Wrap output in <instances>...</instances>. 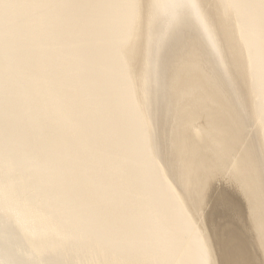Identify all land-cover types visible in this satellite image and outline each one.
Returning a JSON list of instances; mask_svg holds the SVG:
<instances>
[{"label":"bare ground","instance_id":"obj_1","mask_svg":"<svg viewBox=\"0 0 264 264\" xmlns=\"http://www.w3.org/2000/svg\"><path fill=\"white\" fill-rule=\"evenodd\" d=\"M132 3L0 0V264H264V0Z\"/></svg>","mask_w":264,"mask_h":264},{"label":"snow or ice","instance_id":"obj_2","mask_svg":"<svg viewBox=\"0 0 264 264\" xmlns=\"http://www.w3.org/2000/svg\"><path fill=\"white\" fill-rule=\"evenodd\" d=\"M175 2L180 4L181 6H185L188 3H190L191 0H175ZM130 7L135 11V13H137L141 9V4L139 3V0H133V3L130 5ZM134 25H135V30H136V16L134 17ZM210 200H211V197L209 195L208 188L206 186H201V188L198 190V200H197V207L200 212L207 211ZM193 215L195 217V222L193 224V230H196L197 228H202L198 213H193ZM222 220H223L224 228L227 230L232 224L225 223L223 218ZM231 264H242V262L233 261L231 262Z\"/></svg>","mask_w":264,"mask_h":264},{"label":"rangeland","instance_id":"obj_3","mask_svg":"<svg viewBox=\"0 0 264 264\" xmlns=\"http://www.w3.org/2000/svg\"><path fill=\"white\" fill-rule=\"evenodd\" d=\"M224 181L223 180H220V182H217V183H223Z\"/></svg>","mask_w":264,"mask_h":264}]
</instances>
